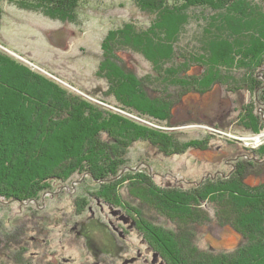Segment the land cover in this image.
<instances>
[{"label": "rangeland", "instance_id": "obj_1", "mask_svg": "<svg viewBox=\"0 0 264 264\" xmlns=\"http://www.w3.org/2000/svg\"><path fill=\"white\" fill-rule=\"evenodd\" d=\"M19 2L0 0V50L16 63L92 101L99 109L111 110L146 127L173 131L180 142L199 140L206 148H188L165 156L147 141L135 142L125 170L132 178L118 189L122 198L118 205L99 195L108 183L93 181L85 174L52 183L38 198H1L0 264H213L214 259L211 262L208 256L217 257V264H225L221 254L234 253L241 243L235 228L242 229L243 225L240 219L216 214L215 206L221 201L207 199L198 207L200 211L190 213L189 221L177 218L180 216L171 208L159 212L155 205L135 198L138 192L134 189L130 195L128 186L148 181L179 196L190 190L191 184L204 182L209 187L214 181L238 183L235 168L238 161L242 167L243 160H254L251 173L243 177L245 186L263 183L264 129L255 132L251 124L252 116L258 115L260 121L264 118V67L257 77L260 88L263 85L261 91L253 80L256 69L238 67L210 90L199 93L187 85L168 86L166 71L156 72L143 54L122 49L119 57L126 68L138 78L150 76L149 87L155 90V97L172 104L175 126H166L121 106L109 93L108 80L101 77L102 44L107 34L125 24L148 29L155 20L149 7L138 0H81L75 20L62 21L22 7ZM179 3L171 0L168 4ZM200 5L185 12L188 21L173 44L175 56L162 66L172 71L179 68L184 80L187 75H204L207 70L205 64L191 57L202 53L204 32L216 15L210 7ZM151 225L182 242L180 252H174L179 253L177 257L172 253V258L151 237L145 228ZM248 227L256 229V224ZM175 239L168 244L171 250Z\"/></svg>", "mask_w": 264, "mask_h": 264}, {"label": "trees", "instance_id": "obj_2", "mask_svg": "<svg viewBox=\"0 0 264 264\" xmlns=\"http://www.w3.org/2000/svg\"><path fill=\"white\" fill-rule=\"evenodd\" d=\"M80 1L21 0L19 4L64 21L75 20ZM138 1L154 13L152 26L143 30L125 24L110 31L102 44L100 70L104 76L101 77L108 80L109 93L114 94L121 106L157 122L163 121L166 126H175L172 104L155 97V90L149 87L152 82L147 77L150 76L138 78L126 68L119 57V51L124 48L143 54L155 71H166L168 86L187 85L203 93L233 69L242 67L250 71L256 69L253 80L256 89L260 88L257 77L260 76L258 70L264 67V0H178L181 3L177 5H169L171 0ZM200 4L210 7L216 15L204 32L202 53L191 57L205 64L207 70L204 75H187L184 80L179 68L172 71L162 66L175 56L173 44L188 21L185 12ZM4 54L0 50V199L38 198L52 183L85 174L93 181L108 183L104 186L106 191L100 189L99 195L109 204L118 205L122 199L118 189L132 178L125 170L129 168V149L135 142L147 141L165 156L180 154L188 148H206L199 140L180 142L173 131L146 127L111 110L99 109L92 101L68 92L57 82ZM262 74L264 77V71ZM262 98L264 100V94ZM257 116H252L251 129L261 132L264 118L260 121ZM253 161L243 160L240 168L238 161L235 168L238 183L214 181L209 187L204 186V182L198 186L191 184L190 190L179 196L154 187L148 181L130 184L128 189L130 195H133L132 189L137 191L135 198H143L159 212H168L171 208L180 216L177 218L186 219L192 218L193 211H200L198 207L206 204L207 199L214 203L218 199L222 203L217 202L216 214L240 219L243 225L242 230L228 224L240 233L241 243L233 254H221L225 264H264V182L256 187H247L243 182V177L252 171ZM136 175L140 180L144 177ZM252 223L256 224V229L248 227ZM145 228L172 258L178 256L179 253L174 252H180L178 246L182 248V242L161 228L153 225ZM174 239L177 243L174 242L171 250L168 244ZM208 259H214L210 260L213 264L218 263L217 257L208 256ZM208 259L205 257L206 261Z\"/></svg>", "mask_w": 264, "mask_h": 264}, {"label": "bare ground", "instance_id": "obj_3", "mask_svg": "<svg viewBox=\"0 0 264 264\" xmlns=\"http://www.w3.org/2000/svg\"><path fill=\"white\" fill-rule=\"evenodd\" d=\"M154 128V127H153ZM233 239H231V241H232ZM229 241V240H228Z\"/></svg>", "mask_w": 264, "mask_h": 264}]
</instances>
